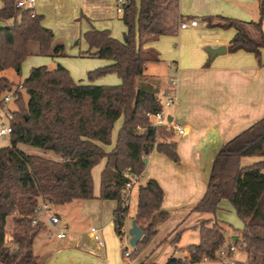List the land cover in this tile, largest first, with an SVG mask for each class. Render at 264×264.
I'll return each instance as SVG.
<instances>
[{"label": "trees", "instance_id": "trees-1", "mask_svg": "<svg viewBox=\"0 0 264 264\" xmlns=\"http://www.w3.org/2000/svg\"><path fill=\"white\" fill-rule=\"evenodd\" d=\"M1 1L0 105L6 93L14 90L17 109L11 113L10 145L0 147V264H40L34 241L46 227L42 221L33 224L38 206L42 202L54 206L95 198L92 169L103 159L106 166L100 198L118 200L114 225L123 239L122 228L129 213L124 201L130 181L127 172L141 175L156 144L174 135L172 127L151 120V115L162 112L164 106L159 97L160 83L145 78V68L148 62L160 59L157 50L144 45L162 35L178 33L183 20L180 0H140L139 6L136 0H125L122 20L127 30L122 41L107 29L92 28L85 33L88 55L111 61L90 71L89 80L114 72L122 79L120 84L76 82L64 66L50 69L42 65L32 68L19 83L21 88L1 72L14 68L20 73L22 63L34 53L64 56L65 46L54 44V31L43 25V15L33 8L16 7V0ZM204 20L209 27L234 28L236 34L228 50L252 52L262 63L264 0H259L257 20L223 15L206 16ZM34 42L38 46L31 50ZM23 90L28 95L27 103ZM120 118L123 122L115 146L107 151L105 145L112 144L114 126ZM20 144L51 151L55 158L29 154ZM247 157L260 159L244 164L242 160ZM164 194L153 178L137 186L134 219L143 237L131 258L148 247L158 232V223L167 219L169 213L162 209ZM224 199L231 202L244 224L230 236L217 217ZM192 211L213 217L193 226L199 232V241L183 248L185 255L172 256L165 264L218 261L220 249L231 244L247 254L245 262L236 264H264V118L220 149L207 190ZM181 233L171 242L179 241Z\"/></svg>", "mask_w": 264, "mask_h": 264}, {"label": "crops", "instance_id": "crops-1", "mask_svg": "<svg viewBox=\"0 0 264 264\" xmlns=\"http://www.w3.org/2000/svg\"><path fill=\"white\" fill-rule=\"evenodd\" d=\"M71 1L73 3V0ZM64 2L52 0V6L56 12L59 11L58 22L47 17L49 10L44 8L41 0H36L33 7L37 14L43 15V25L54 31V44L57 42L59 29L64 24L72 25L80 12L84 11L90 17H98L82 0H76V6H71L69 12H63ZM187 3L188 8L192 9L186 7ZM179 12L183 19H197L198 25L185 29L179 25L177 34L162 35L144 45L145 48H154L158 51L160 60L152 64L167 61L166 66L173 73L163 78H160L159 74H152L155 79L161 80L159 97L164 105L162 123L170 127L179 123L185 128V134L181 135L174 130L172 138L156 144L153 152L147 157L146 167L140 176V185H145L152 178L159 182L165 193L162 209L169 213L167 219L158 223V232L146 248V252L144 251L148 264L156 263L155 252L172 234L175 233L176 236L179 231L193 229L201 220L213 217L212 214H201L193 212L192 209L207 190L218 152L228 141L264 118V49L261 50L262 63L252 52L245 50L230 52L228 45L236 30L209 27L204 20V17L211 15H223L243 21L257 20L259 0H180ZM79 22L83 27L82 22ZM124 26L123 39L127 30L125 24ZM84 27L85 30H89L92 24L84 23ZM104 27L107 26H102ZM77 36L73 33L66 37L73 40ZM65 43L67 44V41ZM222 46L226 47V52L212 55V50ZM32 56L42 55L34 53L29 57ZM49 57L58 61L57 65L63 66L59 62L61 56ZM209 60L211 62L207 64ZM104 63L106 66L111 61L106 59ZM149 63L146 64L145 70L148 69ZM23 64L24 62L22 66ZM76 82L93 84L94 80L86 82L79 79ZM121 82L120 76L110 81L114 84ZM168 94L174 96L171 105L165 104ZM151 120L154 123L159 121L155 115ZM247 158L242 162L244 163ZM250 158L252 162L260 159ZM101 163L102 161L98 165ZM98 165L92 169L93 179L94 170ZM101 166L100 189L106 159ZM100 189L96 188L94 180L95 198L54 205L51 211L38 215L40 221L45 224V229L56 231L62 227L67 228L66 238L49 239L45 229L37 235L34 252L40 264H138L131 256L129 261L126 260L122 238L115 230L114 212L118 200L100 198ZM134 192L137 196V186L133 189L132 195ZM130 208L131 201L124 226L127 232L125 239L130 238L128 230L136 213V209L131 213ZM219 212L220 208L217 217ZM50 214H57L61 219L56 227L49 221ZM92 227L99 228L101 243L91 233ZM195 231L199 235L198 230ZM178 253L176 247L172 256L178 257ZM207 260L209 259L202 261Z\"/></svg>", "mask_w": 264, "mask_h": 264}, {"label": "rangeland", "instance_id": "rangeland-1", "mask_svg": "<svg viewBox=\"0 0 264 264\" xmlns=\"http://www.w3.org/2000/svg\"><path fill=\"white\" fill-rule=\"evenodd\" d=\"M64 5L65 8L63 12H69L71 10V6H76V0H73V3L71 0H64ZM88 8L92 12H94L98 17H90L89 15H86L84 11L83 13L80 12V14L74 19V23L72 25L69 24H64L62 28L59 29L57 33V43H63L65 45V55L61 56L59 59V62L63 64L65 68H67L72 76V78L77 81L79 79H84L86 82H89L88 80V72L104 67L105 66V61L106 59L104 58H99L95 56H90L88 55V50H89V44L85 38V33L89 30H85L84 28V23H91L92 28L98 29V30H110L113 36L119 40H123V32L125 29L124 23L121 20V16L123 13H119L117 11L118 6L120 5L118 0H82ZM43 5L45 6L44 8H48L49 10V17L51 20L54 22H58L60 17H59V11L55 10V8L52 6V0H41ZM137 6L140 5V0H136ZM191 3V1H190ZM51 6V8H50ZM192 6V5H191ZM2 7V1L0 0V8ZM34 7V6H33ZM82 7V6H81ZM188 8V3L186 5ZM80 8V5L79 7ZM192 9V7L188 8ZM187 20V19H183ZM189 20V19H188ZM81 21L83 24V27H81ZM97 24V25H96ZM3 25V23L0 21V27ZM101 28H98V27ZM102 26H107L106 28H102ZM73 27V29H72ZM73 33L77 34V38L71 40V38L66 37L73 35ZM81 34V35H80ZM117 35V36H116ZM67 41V44L65 43ZM31 50H35L38 46L37 43H31ZM86 45V46H85ZM56 60L49 56H44L42 55L41 57L39 56H32L28 57L22 66L21 72L18 73L17 69L14 68H9L7 70H4L1 72L2 75L8 76L13 82H15L16 86H19V83H21L25 78H27L32 70L33 67H38L45 65L50 69H53L57 66ZM166 62L161 64H152L150 62L148 64V69L145 70V78L152 79L155 78L152 76V74H159L161 77H169L171 76L172 70H169V67L166 66ZM152 76V77H149ZM119 78V75L117 73H108L106 75L100 76L96 79H94L95 85H117L114 83H110L111 79H116ZM159 83H161V80L158 79ZM120 84V83H118ZM15 89V88H14ZM23 96L24 100L27 103L28 101V95L23 90ZM8 93H6L7 95ZM5 96V94H4ZM15 97L8 101L4 102L2 105H0V127L2 123L7 122V117L10 118L11 113L13 110L17 109V104L15 102ZM123 122V118H120L116 124L115 128L113 130L114 136L112 139V144L110 145H105V149L107 151H110L113 146H115L116 142V136L119 131V128L121 127ZM10 145V136L5 135L0 139V147L3 146H8ZM23 150L28 152L29 154H39L43 155L46 157H51L55 158V154L51 151H45L37 147H32V146H27L25 144H20L19 145ZM105 159L102 160V163L97 166V168L94 170V180L96 184V188L99 190L100 189V175L99 171L102 169L103 162ZM253 160L251 158H247L244 161V164H249ZM131 213H134L136 209V203H137V196L136 193L134 192L133 195L131 196ZM218 218L227 226L228 234L234 233L236 230L239 231L243 228V221L241 218L238 216L236 209L234 206L231 204V202L227 199H224L221 206H220V212ZM11 223V220H10ZM175 237V233L170 236V239L173 240ZM170 239L168 241H163V243L160 245L158 250L155 252L154 255V260L156 264H165L166 260L168 257L173 255L174 250L176 247L178 248V256H183L184 252L182 251L183 248H186L188 245L192 243H197L199 241V235L195 231V229H184L182 231V236L180 237L179 241L177 242H170ZM171 240V241H172ZM122 249L123 253L128 247L130 251H134V247H132L127 239H122ZM240 250V249H239ZM146 249L143 250L141 253L137 254L133 259H136V262L141 263L144 262L146 263L145 259V253ZM143 253V254H142ZM235 258L238 259L240 262H245L247 259V254L244 251L237 252L235 254ZM126 260H130L129 257H126ZM148 264V263H146ZM152 264V263H150ZM194 264H222L219 260H207V261H201L197 262Z\"/></svg>", "mask_w": 264, "mask_h": 264}, {"label": "built area", "instance_id": "built-area-1", "mask_svg": "<svg viewBox=\"0 0 264 264\" xmlns=\"http://www.w3.org/2000/svg\"><path fill=\"white\" fill-rule=\"evenodd\" d=\"M36 0H16L15 4L16 7L18 8H23V9H29V8H33L34 3ZM120 5L118 6V12L122 13L123 12V4L125 3V0H118ZM198 25V20L197 19H190V20H182L180 23V28L185 29L188 28L190 26H196ZM19 87L21 88L22 85H19ZM14 96V90L10 91L6 97H5V102L10 101ZM174 102V96L173 95H167V100L165 101L166 105H171ZM164 106V105H163ZM164 110V108H163ZM155 116L158 117L159 121H157V123L154 124H163L162 123V115H163V111L159 112L157 114H154ZM153 115H151L152 117ZM10 118L7 117V122L2 123L1 127H0V139L5 136V135H10L12 132V127L10 125ZM177 133L179 134H185V128L184 126L180 125L179 123L171 126ZM127 175L130 177V181L126 184L125 190H124V201H125V205L129 206L130 205V199H131V195L133 192V189L140 185V176L141 175H136V174H129L127 172ZM53 205H50L48 203L42 202L38 208H37V215L33 220V224L36 225L40 219L38 217L39 214L46 212V211H51L52 210ZM49 221L53 226H57L60 224L61 219L59 218V216L57 214H50L49 217ZM46 230V235L49 239L53 238V237H57V238H66L67 237V228L66 227H62L59 230L53 231L51 229H45ZM122 231L124 232V237L126 236L127 232L124 230V227L122 228ZM91 233L93 234L94 238L98 241V242H102V237L100 234V230L98 227H92L91 228ZM127 241L129 242V239H127ZM130 244V243H129ZM239 251V247L235 244H231L229 246V248H221L220 251L218 252V257H219V261L222 264H236V259H235V253H237ZM133 251H130L128 249V247H126L125 251H124V255L126 257H130Z\"/></svg>", "mask_w": 264, "mask_h": 264}, {"label": "water", "instance_id": "water-1", "mask_svg": "<svg viewBox=\"0 0 264 264\" xmlns=\"http://www.w3.org/2000/svg\"><path fill=\"white\" fill-rule=\"evenodd\" d=\"M226 50L227 49L225 46L216 48L212 50V55L224 53L226 52ZM128 234L130 236L129 243L132 247L135 248L143 237V230L139 227L135 219H133L132 221L131 227L128 230ZM235 239L237 240L238 236H235Z\"/></svg>", "mask_w": 264, "mask_h": 264}]
</instances>
